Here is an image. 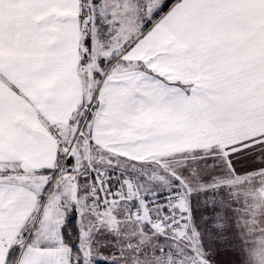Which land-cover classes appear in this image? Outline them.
<instances>
[{"label": "snow or ice", "instance_id": "1", "mask_svg": "<svg viewBox=\"0 0 264 264\" xmlns=\"http://www.w3.org/2000/svg\"><path fill=\"white\" fill-rule=\"evenodd\" d=\"M0 264H264V0H0Z\"/></svg>", "mask_w": 264, "mask_h": 264}]
</instances>
